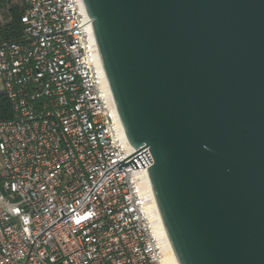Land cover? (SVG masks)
<instances>
[{
	"label": "water",
	"instance_id": "water-1",
	"mask_svg": "<svg viewBox=\"0 0 264 264\" xmlns=\"http://www.w3.org/2000/svg\"><path fill=\"white\" fill-rule=\"evenodd\" d=\"M82 3L176 263L264 264V0Z\"/></svg>",
	"mask_w": 264,
	"mask_h": 264
},
{
	"label": "built area",
	"instance_id": "built-area-1",
	"mask_svg": "<svg viewBox=\"0 0 264 264\" xmlns=\"http://www.w3.org/2000/svg\"><path fill=\"white\" fill-rule=\"evenodd\" d=\"M22 3L21 40L0 42V264H164L138 187L151 163L117 169L151 156L122 133L82 0Z\"/></svg>",
	"mask_w": 264,
	"mask_h": 264
},
{
	"label": "bare ground",
	"instance_id": "bare-ground-1",
	"mask_svg": "<svg viewBox=\"0 0 264 264\" xmlns=\"http://www.w3.org/2000/svg\"><path fill=\"white\" fill-rule=\"evenodd\" d=\"M103 77V76H102ZM105 80V77H104ZM108 95L111 98V93L109 87L107 88ZM123 133V131H122ZM124 134V133H123ZM138 187L141 198L143 200L144 209L146 215L151 223L152 229L159 241L160 248L162 250L163 262L164 264H177L174 254L172 252L168 237L166 235L165 229L163 227L162 221L155 204L151 189L149 187L147 178L142 179L141 177L138 179Z\"/></svg>",
	"mask_w": 264,
	"mask_h": 264
},
{
	"label": "trees",
	"instance_id": "trees-1",
	"mask_svg": "<svg viewBox=\"0 0 264 264\" xmlns=\"http://www.w3.org/2000/svg\"><path fill=\"white\" fill-rule=\"evenodd\" d=\"M6 8V22L0 26V42L20 41L23 34V25L20 17L23 14L24 6L13 4V0H0V10ZM9 101L5 96H0V121L11 118Z\"/></svg>",
	"mask_w": 264,
	"mask_h": 264
},
{
	"label": "rangeland",
	"instance_id": "rangeland-1",
	"mask_svg": "<svg viewBox=\"0 0 264 264\" xmlns=\"http://www.w3.org/2000/svg\"><path fill=\"white\" fill-rule=\"evenodd\" d=\"M22 0H13V4L21 5ZM6 8L0 10V26L6 22ZM2 89V83L0 81V90Z\"/></svg>",
	"mask_w": 264,
	"mask_h": 264
}]
</instances>
